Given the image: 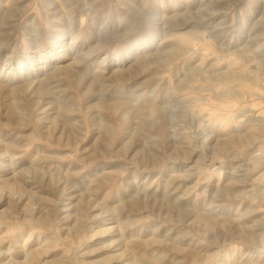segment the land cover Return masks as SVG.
<instances>
[{"label": "rangeland", "instance_id": "rangeland-1", "mask_svg": "<svg viewBox=\"0 0 264 264\" xmlns=\"http://www.w3.org/2000/svg\"><path fill=\"white\" fill-rule=\"evenodd\" d=\"M0 264H264V0H0Z\"/></svg>", "mask_w": 264, "mask_h": 264}]
</instances>
